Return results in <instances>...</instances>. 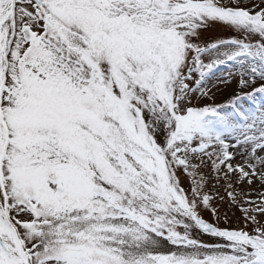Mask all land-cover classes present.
Here are the masks:
<instances>
[{
  "label": "snow or ice",
  "instance_id": "1",
  "mask_svg": "<svg viewBox=\"0 0 264 264\" xmlns=\"http://www.w3.org/2000/svg\"><path fill=\"white\" fill-rule=\"evenodd\" d=\"M0 264H264V0H0Z\"/></svg>",
  "mask_w": 264,
  "mask_h": 264
},
{
  "label": "rangeland",
  "instance_id": "2",
  "mask_svg": "<svg viewBox=\"0 0 264 264\" xmlns=\"http://www.w3.org/2000/svg\"><path fill=\"white\" fill-rule=\"evenodd\" d=\"M209 39H211V34H210V37H209ZM222 71V70H221ZM221 74V72L220 71H217L216 73H215V75H220ZM217 101L218 102H220V103H223L224 102V100H223V98H222V96H221V94H217ZM187 184H188V181L186 180L185 181V186H187ZM237 215H239V213H237ZM205 218L206 219H209V216L207 215V214H205Z\"/></svg>",
  "mask_w": 264,
  "mask_h": 264
}]
</instances>
